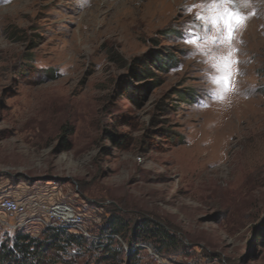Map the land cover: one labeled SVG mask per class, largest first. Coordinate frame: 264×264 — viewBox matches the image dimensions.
<instances>
[{
  "label": "rangeland",
  "instance_id": "374dc122",
  "mask_svg": "<svg viewBox=\"0 0 264 264\" xmlns=\"http://www.w3.org/2000/svg\"><path fill=\"white\" fill-rule=\"evenodd\" d=\"M253 2L230 7L264 15ZM207 5L0 0V194L48 191L102 223L119 216L131 232L115 264L161 253L130 247L141 222L177 237L172 264H264V17L217 46L220 29L194 20ZM190 27L211 38L186 43ZM232 49L229 89L210 77Z\"/></svg>",
  "mask_w": 264,
  "mask_h": 264
},
{
  "label": "trees",
  "instance_id": "16d2710c",
  "mask_svg": "<svg viewBox=\"0 0 264 264\" xmlns=\"http://www.w3.org/2000/svg\"><path fill=\"white\" fill-rule=\"evenodd\" d=\"M166 56L168 62L173 61L172 54ZM132 230L130 235L132 243H129L131 248L134 241L140 240L154 242L161 251L157 253L164 257L171 256L163 254L164 251L179 252L177 237L164 228L141 222ZM93 231L96 239L85 237L68 227L61 226L48 227L39 237L23 231H17L12 235L5 233L4 239H0V264H74L71 258L78 252L87 251L91 254L95 253L97 264L117 263L125 249L116 247V237L131 232L128 224L119 216L110 215ZM125 259L132 263L130 254L126 255Z\"/></svg>",
  "mask_w": 264,
  "mask_h": 264
},
{
  "label": "built area",
  "instance_id": "2783aa9c",
  "mask_svg": "<svg viewBox=\"0 0 264 264\" xmlns=\"http://www.w3.org/2000/svg\"><path fill=\"white\" fill-rule=\"evenodd\" d=\"M0 212L14 218V223L5 224L0 216V226L4 225L9 235L23 231L39 237L44 229L61 226L68 227L85 237L96 239L93 229L102 223L100 219L91 217L86 211L48 191L18 196L0 194ZM117 238L121 240L119 236ZM123 245L128 254L127 245L124 242ZM149 250L154 257L153 264H172L164 256L153 252L151 248Z\"/></svg>",
  "mask_w": 264,
  "mask_h": 264
},
{
  "label": "snow or ice",
  "instance_id": "6c2138e0",
  "mask_svg": "<svg viewBox=\"0 0 264 264\" xmlns=\"http://www.w3.org/2000/svg\"><path fill=\"white\" fill-rule=\"evenodd\" d=\"M237 2L238 0H210L209 5L204 7V12H210L212 15L207 16L202 13H197V16L194 18L195 22L199 23L202 27L207 25L205 30L209 34L217 27L220 29L216 37L212 39L214 45L219 46L223 43L231 45L232 41L236 38L237 31L246 24L249 17L244 15L238 8L230 7V5L236 4ZM245 2H248V0H245ZM226 5L229 7H225ZM187 10L190 11L191 9L189 8ZM210 38V35L197 36L190 27L189 35L186 37L185 42L200 43ZM235 51L237 50L232 49L228 55L220 57L217 63L212 65V68L217 72L216 76L210 77L213 84H223L229 89L232 87L234 82L233 78L238 74L235 65L239 63L232 55Z\"/></svg>",
  "mask_w": 264,
  "mask_h": 264
},
{
  "label": "bare ground",
  "instance_id": "6f19581e",
  "mask_svg": "<svg viewBox=\"0 0 264 264\" xmlns=\"http://www.w3.org/2000/svg\"><path fill=\"white\" fill-rule=\"evenodd\" d=\"M181 0H172V3H178ZM208 2V4L210 3V0H206ZM250 5H256L255 2H253V0H250ZM249 6V5H248ZM226 7V6H225ZM254 13V14H253ZM244 15H247L249 18L248 19H252V20H262L264 15L263 12L260 9H256V10H252L249 8H247L244 13ZM248 28V27H247ZM240 32V30H238ZM249 31V30H248ZM242 36V35H241Z\"/></svg>",
  "mask_w": 264,
  "mask_h": 264
}]
</instances>
